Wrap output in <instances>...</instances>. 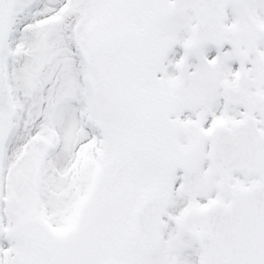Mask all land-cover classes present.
<instances>
[{
    "label": "snow or ice",
    "instance_id": "snow-or-ice-1",
    "mask_svg": "<svg viewBox=\"0 0 264 264\" xmlns=\"http://www.w3.org/2000/svg\"><path fill=\"white\" fill-rule=\"evenodd\" d=\"M0 264H264V0H0Z\"/></svg>",
    "mask_w": 264,
    "mask_h": 264
}]
</instances>
